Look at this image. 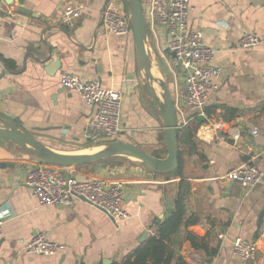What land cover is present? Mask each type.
I'll return each instance as SVG.
<instances>
[{"label":"crops","instance_id":"0c3cea01","mask_svg":"<svg viewBox=\"0 0 264 264\" xmlns=\"http://www.w3.org/2000/svg\"><path fill=\"white\" fill-rule=\"evenodd\" d=\"M78 3L85 7L76 24L70 28L59 24L64 8ZM106 5L125 12L122 0H24L21 4L0 0V112L16 116L24 130L53 151L95 148L100 143L87 140L83 130L97 108L59 84V74L68 71L81 80L96 79L103 87L120 89L122 130L116 139L159 153L164 144L162 120L139 89L133 35H115L103 27ZM19 6L32 14L18 11ZM187 25L203 32L204 42L216 50L213 63L221 68L215 79L218 87L203 108L204 123L197 124L194 109L182 102L183 73L172 64L161 26L156 38H148L147 51L157 71L171 78L172 95H178L188 121L179 128H195L196 147L180 145L178 169L167 175L126 156L68 167L77 178L123 181V206L129 217L112 220L85 200L38 204L24 177L40 160L0 135V161L14 163L0 167V264H121L148 239L151 225L166 219L161 216L167 209L174 210L179 193L184 196L185 218L205 220L210 228H198V221L182 224L168 241L174 256L187 264H194L196 256L200 264H264V256L258 253L244 261L232 252L233 241L242 238L257 240V252L264 255V237L259 236L264 224V175L254 187L233 182L227 195L223 189L229 182L224 175L249 160L264 173V46L242 49L238 45L243 32L264 38V0H190ZM48 48L50 59L37 61L47 56ZM254 128L260 131L256 135L251 133ZM38 231L64 245V251L26 253L25 244ZM188 232L196 244L216 249L215 254L206 256L193 246ZM169 264H176V257Z\"/></svg>","mask_w":264,"mask_h":264},{"label":"built area","instance_id":"2783aa9c","mask_svg":"<svg viewBox=\"0 0 264 264\" xmlns=\"http://www.w3.org/2000/svg\"><path fill=\"white\" fill-rule=\"evenodd\" d=\"M84 7L83 3L65 7L58 18L59 24L73 27L82 15ZM189 8L190 0H148L146 9H143L148 38H156L157 26H161L166 32V48L172 56V64L179 66L183 73L182 102L194 109L195 114L192 118H196L198 114H203L208 96L217 89L215 79L221 73V68L213 63L216 50L204 42L203 32L200 29L188 28ZM124 13L113 5H106L102 11L103 27L115 35H128L131 27ZM238 45L242 49L264 46V38L253 32H243ZM58 80L64 89L77 92L85 104L97 108L95 114L87 120L83 130L87 140L101 143L118 137L122 130L123 92L120 89L103 87L96 79L81 80L68 71H62ZM174 106L178 117L182 120L179 126L186 125L188 121L183 116L177 94L174 97ZM251 133L256 135L259 130L254 128ZM58 166L40 161L25 173L24 183L30 188L38 204L71 205L75 200L84 198L90 204L105 210L114 219L129 217L123 206V181L104 177L81 179L71 174L67 166L60 168ZM263 175V171L249 160L228 171L223 179L238 182L244 188H251L261 182ZM2 223L0 218V235ZM197 225L204 231L210 228L205 220L198 221ZM148 230L154 234L158 230V225L152 224ZM259 236L264 237V224L260 227ZM24 250L28 254L54 255L63 252L64 245L50 240L44 232L38 231L27 241ZM257 250V240L236 238L232 244L233 254L244 261L253 260ZM193 263L200 264V257H194Z\"/></svg>","mask_w":264,"mask_h":264},{"label":"water","instance_id":"95a60500","mask_svg":"<svg viewBox=\"0 0 264 264\" xmlns=\"http://www.w3.org/2000/svg\"><path fill=\"white\" fill-rule=\"evenodd\" d=\"M23 1L24 0H18L20 4L23 3ZM122 2L130 23L131 33L134 40L139 76V89L142 94L146 95L152 102L161 117L166 154L159 157L146 152L133 143L118 139L100 143L99 145L101 148L94 151L77 153L56 152L48 148V146L39 140L35 134L24 130L21 121L16 116L5 111L0 112V135L15 142L18 146L26 150L31 155L37 157L40 161L53 165L74 167L96 162L111 156H126L138 160L141 166L157 174H164L178 168L179 155L177 132L180 120L174 106V96L172 95V90L169 84L153 74L152 57L147 51L148 28L141 0H122ZM17 9L23 13L32 14L30 10L23 6H19ZM50 57L51 49L48 48L47 56L41 60L36 58V60L46 62L50 59ZM54 61L57 64L60 62L59 58H55ZM155 84H157L161 89L160 92L157 91ZM205 121L206 118L203 114L197 115V124H202ZM204 127H207V125H204ZM220 134L221 132L218 133V135ZM226 141L233 142L232 139L227 138ZM6 166L13 167L14 163L0 161V167L3 168ZM232 184L233 181L229 180L228 186L223 187L226 192L225 195L230 192ZM81 199L85 200L84 198ZM103 211L107 214L105 210ZM170 211V208L167 209V212L161 216V219L163 217H168ZM108 216L114 220L112 216ZM145 234L146 231H144L141 236L144 237ZM257 253L260 256H264L261 251H258Z\"/></svg>","mask_w":264,"mask_h":264},{"label":"trees","instance_id":"16d2710c","mask_svg":"<svg viewBox=\"0 0 264 264\" xmlns=\"http://www.w3.org/2000/svg\"><path fill=\"white\" fill-rule=\"evenodd\" d=\"M227 111L232 115L235 114L234 110L229 109ZM194 134L195 128H191L190 125L178 129V155L180 145H189L191 148L196 147V143L193 140ZM161 153L155 152L153 154L161 157ZM185 211L184 196L179 193L174 210L171 211L166 219L161 222L158 221V230L154 234L149 235L148 239L136 248L121 264H169L170 260L174 257H176V264H187L182 257L174 256V253L167 248L170 237L178 232L182 224L189 225L198 221L197 218L191 216L185 218ZM187 237L192 241L193 246L201 248L206 256L212 257L215 254L216 249H209L203 243L196 244L195 237L190 232L187 233ZM201 240L202 238L199 241Z\"/></svg>","mask_w":264,"mask_h":264},{"label":"rangeland","instance_id":"374dc122","mask_svg":"<svg viewBox=\"0 0 264 264\" xmlns=\"http://www.w3.org/2000/svg\"><path fill=\"white\" fill-rule=\"evenodd\" d=\"M141 4H142V7L144 8V9H146V0H141ZM125 14V13H124ZM123 14V15H124ZM152 71H153V74L155 75V76H157V77H159V78H161L163 81H165L167 84H169V86H170V88H171V78L167 75H161L160 74V72L159 71H157V69H156V67H154V64H153V68H152ZM155 87H156V89H157V91L158 92H160L161 91V89L159 88V86L157 85V84H155ZM260 132V131H259ZM101 143H103V142H101ZM99 144V143H98ZM93 147V146H92ZM138 147H140L141 149H143V150H145L146 152H150V150L147 148V146H144V145H138ZM99 148H101V146L100 145H96L95 146V148H90V149H88V150H86L87 152H89V151H94V150H97V149H99ZM161 152L162 153H164V155L166 154V147H165V144H163V146H162V148H161ZM109 158H111V157H107V158H104V161L105 160H108ZM113 158H116V157H112V159ZM117 158H120V157H117ZM103 161V162H104ZM173 172L174 171H171V172H167V173H164L165 175H167V174H173Z\"/></svg>","mask_w":264,"mask_h":264},{"label":"bare ground","instance_id":"6f19581e","mask_svg":"<svg viewBox=\"0 0 264 264\" xmlns=\"http://www.w3.org/2000/svg\"><path fill=\"white\" fill-rule=\"evenodd\" d=\"M109 215V214H108Z\"/></svg>","mask_w":264,"mask_h":264}]
</instances>
